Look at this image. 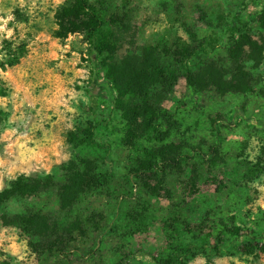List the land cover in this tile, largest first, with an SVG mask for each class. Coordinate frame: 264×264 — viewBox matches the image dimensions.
Returning a JSON list of instances; mask_svg holds the SVG:
<instances>
[{
    "label": "rangeland",
    "instance_id": "rangeland-1",
    "mask_svg": "<svg viewBox=\"0 0 264 264\" xmlns=\"http://www.w3.org/2000/svg\"><path fill=\"white\" fill-rule=\"evenodd\" d=\"M85 1L0 0V264H264V0Z\"/></svg>",
    "mask_w": 264,
    "mask_h": 264
},
{
    "label": "trees",
    "instance_id": "trees-1",
    "mask_svg": "<svg viewBox=\"0 0 264 264\" xmlns=\"http://www.w3.org/2000/svg\"><path fill=\"white\" fill-rule=\"evenodd\" d=\"M82 2V6L84 9L88 10L91 19L93 20V26L90 30V37L92 39V44L94 46V55H93V59H94V63L95 65L99 64L100 61V57L102 56V48L100 45V40H99V31L100 29L103 27V23L102 21L99 19V17L94 14L92 11H90L89 5L87 4V2L85 0H81ZM99 80V73H97L96 79L93 81V85L91 86V94L95 97H101V98H110L111 94L107 92V89L105 87L102 86V84L100 85L98 83ZM90 141L99 146V147H103L102 145H100V143L98 141H96L94 139V134L91 135V139ZM196 152L201 154V151H195V153L193 154H188L186 155L187 158H193L196 155ZM153 160H156L155 156H152ZM170 163L174 164V165H179L182 163V158H177L175 160H170ZM14 194H16V189H10V190H5L3 192H0V202L6 201L8 200L10 197H12ZM255 247H253L251 249V252L253 253L255 251ZM260 251L264 252V245L263 246H259ZM189 252H192V248H189ZM95 251H91V254H94Z\"/></svg>",
    "mask_w": 264,
    "mask_h": 264
}]
</instances>
